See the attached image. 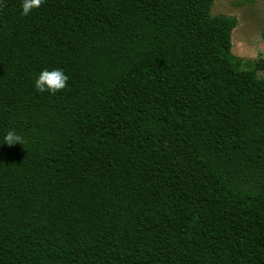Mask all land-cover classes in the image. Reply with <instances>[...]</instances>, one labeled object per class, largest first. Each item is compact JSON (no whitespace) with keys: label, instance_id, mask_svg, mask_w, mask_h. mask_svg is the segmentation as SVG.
Segmentation results:
<instances>
[{"label":"trees","instance_id":"1","mask_svg":"<svg viewBox=\"0 0 264 264\" xmlns=\"http://www.w3.org/2000/svg\"><path fill=\"white\" fill-rule=\"evenodd\" d=\"M213 3L4 0L0 264H264V63Z\"/></svg>","mask_w":264,"mask_h":264},{"label":"rangeland","instance_id":"2","mask_svg":"<svg viewBox=\"0 0 264 264\" xmlns=\"http://www.w3.org/2000/svg\"><path fill=\"white\" fill-rule=\"evenodd\" d=\"M213 14L236 15L238 24L232 32V52L244 68L264 63V0H214ZM264 77V71H257Z\"/></svg>","mask_w":264,"mask_h":264},{"label":"clouds","instance_id":"3","mask_svg":"<svg viewBox=\"0 0 264 264\" xmlns=\"http://www.w3.org/2000/svg\"><path fill=\"white\" fill-rule=\"evenodd\" d=\"M4 0H0V6H3ZM43 0H20L21 15H28L32 10L38 8ZM67 75L60 68L43 69L39 72L34 81V88L39 92H48L55 94L66 87ZM21 143L24 144V138L18 135L15 130H8L2 138L0 145L6 144L9 147Z\"/></svg>","mask_w":264,"mask_h":264}]
</instances>
